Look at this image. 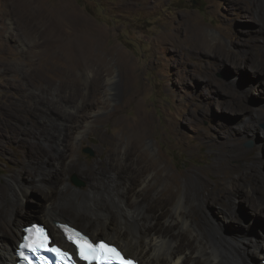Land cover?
<instances>
[{"label":"rangeland","instance_id":"1","mask_svg":"<svg viewBox=\"0 0 264 264\" xmlns=\"http://www.w3.org/2000/svg\"><path fill=\"white\" fill-rule=\"evenodd\" d=\"M248 1L249 16L230 0H0V188L6 203L11 199L9 185L22 183L30 189L25 200L17 203L27 214L17 218L24 225L43 223L57 240L53 225L35 215L50 194L37 184L35 175L51 170L44 181L65 193L74 191L81 200L87 189L84 174L73 168L65 175L53 160L75 142L79 148L73 157L80 166L99 162L105 155L102 150L100 157L96 151L99 134L121 133L138 121L147 131L140 150L156 162L161 173L172 172L179 178L180 189L188 170L210 182L229 173L236 177L247 172L264 182L262 75L253 76L251 67L243 65V56L235 68L228 59L221 60L224 53L216 44L195 49L189 31L176 29L183 21L189 27L198 24L227 47L230 40L257 38L252 52L262 53L264 16L255 9L256 0ZM227 26L234 28L232 35ZM84 28L90 35L82 32ZM98 35L95 52L105 62L99 67L87 60L89 65L84 66L88 68L83 70L85 60L78 61L74 50L82 48L81 39L92 43ZM226 67L239 72V81L231 80ZM97 71L102 76L96 88L93 73ZM236 97H241L244 111L231 109ZM56 101L60 106H55ZM62 104L84 107L72 117L73 112ZM70 126H76L74 133L83 126L82 142L75 134L68 135ZM47 131L61 133L63 147L58 151L50 146L52 138L45 139ZM122 138L127 141L128 137ZM23 144L48 150L50 156L29 159L22 152ZM217 162L226 163V168L208 169ZM233 203L237 219L224 216L210 203L196 213L226 232H245L249 225L252 233L260 234L262 216L236 197ZM61 209L72 206L63 204ZM60 220L85 229L83 223L65 215ZM138 234L144 235L140 230ZM98 237L114 243L102 234L94 239ZM262 259L257 252L252 261L264 264Z\"/></svg>","mask_w":264,"mask_h":264},{"label":"bare ground","instance_id":"2","mask_svg":"<svg viewBox=\"0 0 264 264\" xmlns=\"http://www.w3.org/2000/svg\"><path fill=\"white\" fill-rule=\"evenodd\" d=\"M230 2L245 16H249L251 1L230 0ZM254 6L257 12L264 16V0H256ZM176 29L189 31L194 39L192 45L195 49L216 44L218 51L224 53L221 60L228 59L233 68L236 67L238 57H245L244 62L246 63L243 65L247 69L251 67L249 72L253 76L262 75L259 83L264 84V61L259 59H264V52H252L253 42L257 38L230 40L231 45L227 47L216 36L210 35L198 24L189 27L183 21L176 26ZM226 29L230 35L234 32L232 26H227ZM88 30V28H84L82 32L88 34ZM77 34L81 35L82 33L78 32ZM99 38V35L96 36L93 41L91 40L92 43L81 39L82 48L74 50L78 61L82 58L85 60L82 64L83 70L88 68L84 66L89 65L86 64L87 60L90 64L94 62L99 67L105 62L104 56L95 52ZM226 68L227 72L230 71L228 75H231V80L239 81V72L235 73L233 69ZM251 73H247V75L253 77ZM101 76L98 71L93 73V84L96 88L99 86ZM227 95L233 99L231 92ZM235 99V104L231 109H236L235 111L246 109L241 97ZM88 100L86 98L84 102L87 103ZM98 100H93L91 104L97 103ZM54 103L55 106L59 105L57 101ZM62 107L72 111V117H74L78 116L84 104L82 106L62 104ZM223 114L225 113L223 112ZM227 116L231 117L229 114ZM99 119L100 117L95 120ZM143 124L138 121L130 128L127 127V130L121 129V133H100L96 140L100 147L97 148L101 150L96 149V151L100 157L103 154L102 150L105 151V155L99 162L92 160L86 166H80L73 157L74 150L79 148L78 144L75 146V142L69 143L65 148L66 151H62L53 160L59 172L65 175H68L73 168L84 174L87 180V189L82 194L81 200L77 199L78 194L74 191L65 193L64 189L46 183L44 179L51 173V170L44 169L35 175L37 184L50 192V194H46V201L35 212V215L53 225L57 240L52 238V242L59 245L65 243L62 233L55 226V222L61 221V216L65 215L72 221L83 223L85 229H82L91 237L94 238L99 234L106 236L128 256L136 258L140 264H257L255 260L252 261L253 255L257 252H259L260 258H264V230L261 229L260 234L258 231V233L253 231V234L250 226L247 225L245 232H226L196 213V210L203 204L210 203L218 206L224 216L237 219L236 205L233 203V198L236 197L255 215L262 216L264 220V182L252 172L236 177L229 173L224 177H216L213 182H210L203 176L193 174L192 170H188L183 176V188L180 189L179 178H176L172 172L161 173L156 162L149 159L145 151L140 150L145 144L147 133ZM74 127L76 126H70L68 135L75 134L73 136L82 142L80 139L85 129L83 126H78L74 133ZM88 130L92 132L94 128ZM25 132L24 130L23 133ZM32 133L34 132L32 131ZM46 133L45 139L49 137L54 140L50 143L53 151L61 149L63 144L61 133L55 134L50 131ZM124 136L129 139L124 141L122 138ZM22 147L23 154L29 159L50 156L48 150V152L41 148L37 150L33 145L23 144ZM66 160L71 161V164L65 165ZM225 164L213 163L208 166V169L221 170L226 168ZM228 172H232V170L228 169ZM9 186L8 191L11 199L8 203L4 199L3 188H0V264H13L16 261L14 249L21 238L22 227L25 226L22 223L24 220L18 219L17 215L27 214L26 211L17 208V203H22L30 191L22 183H14ZM52 190H54L53 193ZM232 191L233 193H231ZM63 204L71 205L72 209H61ZM162 218L163 222L159 224V220ZM138 230L142 231L144 235L138 234ZM48 233L50 237L53 235L49 229ZM6 238L9 240L6 241Z\"/></svg>","mask_w":264,"mask_h":264},{"label":"snow or ice","instance_id":"3","mask_svg":"<svg viewBox=\"0 0 264 264\" xmlns=\"http://www.w3.org/2000/svg\"><path fill=\"white\" fill-rule=\"evenodd\" d=\"M38 231L42 232V229ZM79 239L73 240L69 236V240H72L73 243H76L79 248L80 258L88 261V264H92L93 260L99 258V260L105 262V264H110V262L118 261L119 264H131L130 261H126L123 256L113 247L108 246L107 244L101 243L99 245H94L88 241L86 237L80 236L79 233L75 234ZM48 243L47 236L38 237L36 240H32L29 244L25 245L29 247L30 250L36 252L39 248H44ZM50 251H53L60 255L61 257H67L66 252H62L59 248H52Z\"/></svg>","mask_w":264,"mask_h":264},{"label":"clouds","instance_id":"4","mask_svg":"<svg viewBox=\"0 0 264 264\" xmlns=\"http://www.w3.org/2000/svg\"><path fill=\"white\" fill-rule=\"evenodd\" d=\"M67 223V224H70V225H72L71 223H69V222H64V221H56L55 222V226H56V228L60 231V229H59V224L60 223ZM32 223H38V222H34V221H32V222H30L29 224H27V225H25V226H23L22 227V233H23V231H24V228L26 227V226H28V225H31ZM38 224H40L41 226H43L46 230H47V232H48V228L43 224V223H38ZM72 226H74V227H76L75 225H72ZM77 228V227H76ZM79 229V228H78ZM81 230V229H80ZM61 232V231H60ZM62 233V232H61ZM48 235H49V233H48ZM22 236V235H21ZM49 237H50V235H49ZM51 238V242H52V237H50ZM21 242V238H20V240H19V242H18V244H17V247H18V245H19V243ZM52 243H55V242H52ZM55 244H57V243H55ZM114 244V243H113ZM58 246H61V247H63V248H67V247H69V245L65 242V243H63V244H61V245H59V244H57ZM116 245V244H115ZM17 247H15V249H14V255H15V257H16V261L13 263V264H15L16 262H17V255H16V249H17ZM120 248V247H119ZM121 249V248H120ZM122 250V249H121ZM123 251V250H122ZM124 252V251H123ZM125 253V252H124ZM126 254V253H125ZM127 255V254H126ZM264 259V258H263Z\"/></svg>","mask_w":264,"mask_h":264},{"label":"water","instance_id":"5","mask_svg":"<svg viewBox=\"0 0 264 264\" xmlns=\"http://www.w3.org/2000/svg\"><path fill=\"white\" fill-rule=\"evenodd\" d=\"M74 181L77 183V184H81L75 177H74ZM78 228V227H77ZM83 231V230H82Z\"/></svg>","mask_w":264,"mask_h":264},{"label":"flooded vegetation","instance_id":"6","mask_svg":"<svg viewBox=\"0 0 264 264\" xmlns=\"http://www.w3.org/2000/svg\"><path fill=\"white\" fill-rule=\"evenodd\" d=\"M68 249L72 250L70 247H67Z\"/></svg>","mask_w":264,"mask_h":264}]
</instances>
